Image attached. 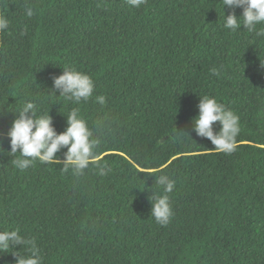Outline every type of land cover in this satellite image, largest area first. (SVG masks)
Wrapping results in <instances>:
<instances>
[{"label": "trees", "instance_id": "trees-1", "mask_svg": "<svg viewBox=\"0 0 264 264\" xmlns=\"http://www.w3.org/2000/svg\"><path fill=\"white\" fill-rule=\"evenodd\" d=\"M0 16L9 21L0 32L4 152L11 110L28 100L57 134L74 107L94 132L111 122L99 150L104 176L40 162L21 171L0 155V231L34 239L43 264H264V37L225 29L219 0H147L139 9L125 0H0ZM65 68L93 79L88 102L47 95ZM204 95L239 117L230 155L193 131ZM155 169L176 182L166 227L150 216L149 196L162 194L148 174ZM11 254L0 252V264H15Z\"/></svg>", "mask_w": 264, "mask_h": 264}, {"label": "clouds", "instance_id": "clouds-1", "mask_svg": "<svg viewBox=\"0 0 264 264\" xmlns=\"http://www.w3.org/2000/svg\"><path fill=\"white\" fill-rule=\"evenodd\" d=\"M131 8L139 9L147 3V0H125ZM224 16L223 27L231 32H236L241 27L257 37H264V0H219ZM231 9V13L225 15L224 9ZM236 9H242V16L237 17ZM26 15L32 17L34 12L31 7L26 9ZM9 27L7 18L0 16V32ZM264 69V64L261 63ZM213 75H219L218 69H212ZM95 84L93 79L73 68H65L61 75L52 77V88L48 90L50 97L63 98L75 105L88 102L94 94ZM59 93V96L56 93ZM95 102L105 105L106 97L96 96ZM198 115L192 118L191 124L197 137L206 139L214 146L217 153L230 155L238 147L237 136L241 131L239 117L230 109H227L215 98L207 95L199 97L197 105ZM15 119L8 129L7 137L10 141V151L4 152L0 145V155L7 154L12 157L13 165L24 171L37 162L45 165L61 166L65 173L71 171L74 176L85 175V170L93 168L100 176L107 175L110 171L106 162H102L99 150L105 130L111 126L110 121H97L95 132L88 126L82 117L79 107L72 108L66 116L67 127L63 133L57 134L53 127V120L49 113L37 115L39 106L33 100L23 103L20 108L13 109ZM218 123L219 131L214 130ZM178 137H191L184 132H178ZM67 149V151H62ZM63 152V157L58 153ZM143 172L148 170L140 169ZM162 171L152 170L148 173L155 177V184L162 189V194L152 193L149 196L151 204L150 216L162 227H166L174 216L169 194L175 189L176 182L167 174L154 175ZM134 242V248L140 251L143 248L141 239H136L131 232L128 236ZM19 247L20 251H16ZM12 250L15 264H43L34 239L26 238L20 234V230L0 231V252L8 253ZM21 250L25 254H21Z\"/></svg>", "mask_w": 264, "mask_h": 264}]
</instances>
